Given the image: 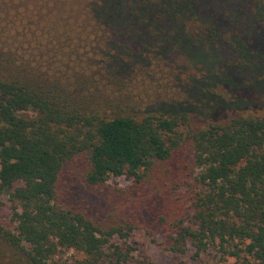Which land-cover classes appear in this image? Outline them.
<instances>
[{"label":"trees","instance_id":"1","mask_svg":"<svg viewBox=\"0 0 264 264\" xmlns=\"http://www.w3.org/2000/svg\"><path fill=\"white\" fill-rule=\"evenodd\" d=\"M165 59L192 66L179 100L135 113L134 69ZM71 162L155 198L165 249L247 241L264 264V0H0V238L34 264L115 232L65 205Z\"/></svg>","mask_w":264,"mask_h":264},{"label":"rangeland","instance_id":"2","mask_svg":"<svg viewBox=\"0 0 264 264\" xmlns=\"http://www.w3.org/2000/svg\"><path fill=\"white\" fill-rule=\"evenodd\" d=\"M165 61L163 64L153 61L152 66L148 64L142 71L134 69V80L129 83L127 94L135 113L156 109L149 104L160 100H179L177 82L186 79L192 66L182 59ZM100 90L116 95L113 88ZM191 125L197 123L193 121ZM79 173L80 165L75 163L64 168L61 179L65 205L81 212L101 232H115L99 236L104 243L96 254L56 248L41 264H257L245 251L247 241L232 240L221 245L216 242L196 256L189 241L181 252L165 249V231L158 222L161 207L155 198H148L131 178L108 177L101 187H87L76 180ZM179 190L183 194L185 188ZM11 214L12 204L7 194L1 193L0 224L14 233L16 223L11 220ZM29 251L26 244L15 247L0 238V264H34Z\"/></svg>","mask_w":264,"mask_h":264}]
</instances>
